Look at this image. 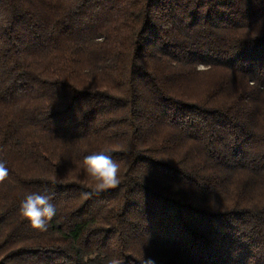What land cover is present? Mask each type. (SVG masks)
I'll use <instances>...</instances> for the list:
<instances>
[{"label": "trees", "instance_id": "obj_1", "mask_svg": "<svg viewBox=\"0 0 264 264\" xmlns=\"http://www.w3.org/2000/svg\"><path fill=\"white\" fill-rule=\"evenodd\" d=\"M0 160V264H264V0H0Z\"/></svg>", "mask_w": 264, "mask_h": 264}, {"label": "clouds", "instance_id": "obj_2", "mask_svg": "<svg viewBox=\"0 0 264 264\" xmlns=\"http://www.w3.org/2000/svg\"><path fill=\"white\" fill-rule=\"evenodd\" d=\"M103 149L84 157L85 171L95 181V190L100 191L118 183L119 165ZM7 173L6 161L0 160V177ZM20 212L30 219L31 223L41 230L47 227V223L57 213V207L52 202V195L42 193H29L20 203ZM142 264H154L151 258H144Z\"/></svg>", "mask_w": 264, "mask_h": 264}]
</instances>
